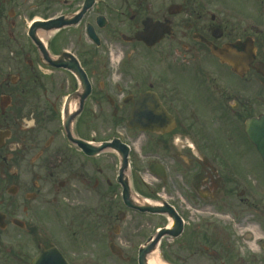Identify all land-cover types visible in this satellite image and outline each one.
I'll return each mask as SVG.
<instances>
[{
  "label": "flooded vegetation",
  "instance_id": "flooded-vegetation-1",
  "mask_svg": "<svg viewBox=\"0 0 264 264\" xmlns=\"http://www.w3.org/2000/svg\"><path fill=\"white\" fill-rule=\"evenodd\" d=\"M0 36V234L23 237L3 264H30L28 241L68 264L120 260L111 248L171 224L136 198L180 217L182 264H264V164L246 135L264 116V0H0ZM108 118L122 132L98 139Z\"/></svg>",
  "mask_w": 264,
  "mask_h": 264
},
{
  "label": "water",
  "instance_id": "water-1",
  "mask_svg": "<svg viewBox=\"0 0 264 264\" xmlns=\"http://www.w3.org/2000/svg\"><path fill=\"white\" fill-rule=\"evenodd\" d=\"M33 41L36 45H38V48H40V49L42 48V44L37 37H34ZM221 60L224 63L229 64L232 67H234L237 72L241 73L242 67L244 66V64L241 63L240 60H233V59H231V56H225L224 58L221 57ZM49 65L52 66V63ZM73 120H74V117H66L65 120L63 121L64 130H65L66 136L69 140L71 139L70 128H71ZM132 124H133V120H130L129 126L132 127ZM248 136H249L250 140L252 141V143L257 146L259 154L262 156L263 161H264V143H263L264 128L260 127L259 130L253 132L252 135L248 134ZM86 146H89V145H86ZM106 146L107 145L102 146V147H97L98 153H100ZM125 164H126V160H125ZM126 167H127V165L124 166L125 170H126ZM121 171H123V170H121ZM127 192L129 193L128 186H127ZM135 208H136V210H138L142 213H145V212L161 213L162 212L161 210L154 208V207H149L146 204H144L142 206L136 205ZM173 218H174L173 219L174 220L173 229L175 228L173 233H171L172 231L169 229H162L156 233L155 237L150 238L149 241L139 250L138 260H137L138 264H148L147 263V257L152 252L159 251V242H160L161 238H163L166 235H170L174 238L178 237V235L180 234L181 224L174 216H173ZM0 219H1V216H0ZM114 253H116V252H114ZM119 255H120V253H119ZM31 264H67V263L63 260L61 255L55 249L44 250L41 247H39V254L32 261ZM165 264H167V263H165Z\"/></svg>",
  "mask_w": 264,
  "mask_h": 264
},
{
  "label": "rangeland",
  "instance_id": "rangeland-1",
  "mask_svg": "<svg viewBox=\"0 0 264 264\" xmlns=\"http://www.w3.org/2000/svg\"><path fill=\"white\" fill-rule=\"evenodd\" d=\"M3 31V30H2ZM5 32V30L3 31ZM0 42H2V46L0 44V47H4V42H3V36H0ZM30 58V57H29ZM14 62V61H13ZM47 72V71H46ZM15 69H14V65L12 64V71H11V75L13 76L12 78H14V75H15ZM103 134H101V131H97V136L98 139H107L113 135H115L117 132H122V130L120 128H122V126L119 125L118 126H114L113 125V122L108 118L106 120L103 121ZM49 130H51V132L54 130H57V123L54 121H49L48 124H47ZM92 127L94 126L93 124L91 125ZM49 134V133H47ZM163 219H158V218H155L154 222H152L151 225H154L155 228H158L161 223H162ZM146 228V226L144 227ZM151 233H152V230H151ZM16 234L18 233H15V234H9V232H4L2 234H0V259L3 258V257H9L10 253H5V250L8 248V243L12 240V249L13 250H18V245L21 244L22 240H23V237L22 236H19V238L16 237ZM18 243V244H16ZM161 250H159V254L160 255H164L166 256V258L175 263V264H182L181 261H180V256H179V250H177L176 246L172 244V242L170 240H168L167 238H164L162 241H161ZM37 243H31L30 241H28L27 245H25V250H23L22 252H26L27 256H28V259H23V260H27V262L29 260H31L33 257L36 256L37 254V247H36ZM19 248H21V246H19ZM179 249V248H178ZM8 250V249H7ZM19 251V250H18ZM137 251L138 249L137 248H124L123 249V254H124V261H120L114 257H109L107 258V261L105 264H137ZM16 253V252H15ZM23 253H21V257H22ZM12 259V264H18V261L15 260L13 257H15L14 255L11 256ZM172 258L174 261L170 260L169 258ZM0 264H3L2 263V260L0 261ZM11 264V263H9ZM188 264H210L209 262L207 261H193V260H190L188 262Z\"/></svg>",
  "mask_w": 264,
  "mask_h": 264
},
{
  "label": "bare ground",
  "instance_id": "bare-ground-1",
  "mask_svg": "<svg viewBox=\"0 0 264 264\" xmlns=\"http://www.w3.org/2000/svg\"><path fill=\"white\" fill-rule=\"evenodd\" d=\"M41 38H43L44 36H40ZM134 203L136 205L142 206V204H145L142 200H140L139 198L133 199ZM147 263L148 264H165L161 258L160 255L158 253V251H154L152 252L150 255H148L147 257Z\"/></svg>",
  "mask_w": 264,
  "mask_h": 264
}]
</instances>
